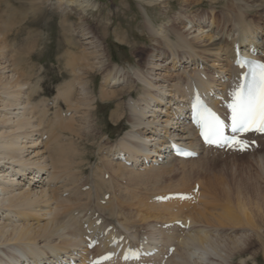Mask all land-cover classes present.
I'll return each mask as SVG.
<instances>
[{
    "label": "bare ground",
    "instance_id": "6f19581e",
    "mask_svg": "<svg viewBox=\"0 0 264 264\" xmlns=\"http://www.w3.org/2000/svg\"><path fill=\"white\" fill-rule=\"evenodd\" d=\"M146 1L152 3L157 0ZM191 1L182 0L181 13L161 22L157 29L152 18L146 14L142 26L151 35H156L158 44H164L168 50L147 54V70L137 67L132 72L119 73L116 70L112 73L110 69L105 72L98 96L101 100L116 97L123 89H132L138 81L141 92L137 98L129 96L121 109L112 111V120H119L126 109L131 129H127L115 142H106V147L105 143L104 146L101 143L99 163L90 168L89 175L84 177L82 166L87 160V148L83 142L89 135L87 128L92 121L87 119V115L95 112L94 90L89 86L93 85L89 76L92 77L91 69L102 66L104 51L97 49L75 55L69 50L64 53V64L72 74L57 87L56 95L49 104V99L45 97H32L37 92V86L24 78L23 70L16 66L15 54L12 56L0 43V264H54L55 256L63 257L74 250L81 252L82 218L86 216L87 208H92L89 204L97 193L100 196H96V207L101 213H106V216H101V227L112 223V216L122 212L125 203L132 205L133 200L149 213L145 214L144 210L140 214L137 212L139 221L149 220L151 215L155 219L165 218L164 214L170 215L169 220L182 217L183 229L172 227L161 230L160 237L154 235L153 224L147 223L150 243L159 244L161 249L169 244L175 245L167 264H234L231 261L237 256H240V262L235 264H247L246 258L258 263V250L264 253V239L259 233L260 229L264 233V215L260 214L263 212L264 194L259 193L258 187H250L252 190L247 187L251 190L249 193L248 189L236 184V194L232 195L230 187L223 184V194L217 198L216 186L221 184L214 186L215 181L212 180L209 186L205 185L207 193L201 191L195 194L194 202H181V207L177 200L166 204L147 203L138 194L135 195L136 192L126 197L123 193L126 186L118 183L119 178L126 175L131 177V184L132 181H141L144 187L151 182L145 180L148 177L157 184L160 173L161 176L165 172L174 176L181 173L185 181H189L187 175H197L198 166L206 160L203 155L190 159L163 157L161 165L146 167L142 172L134 168L140 155L164 156L166 138L202 154L205 149L197 141L196 133L184 118L180 121L175 117H186L181 110L187 85L194 80L201 89H222L225 84L221 78H230L237 72L232 65L234 42L242 49H246L249 43L258 47L264 43V2L224 5L219 17L218 13L214 14L216 7H212L210 16L206 17L205 13H184ZM36 2L30 0L31 4ZM160 2L164 6L169 4L168 0ZM205 17L208 20L211 17L209 22ZM188 23L189 26L185 27ZM210 25L214 26L204 33L203 28ZM81 32L83 38H89L84 43H91L90 31L82 29ZM169 58L173 66H178L179 73L166 77L154 72L155 67L160 68L161 63ZM119 85L127 86L121 88ZM61 103L65 105L64 109ZM217 103L214 101V104ZM259 140L263 143L264 136ZM112 150L117 153L124 150L132 162L131 167L114 161ZM177 163L192 165L179 168ZM105 174L107 179H104ZM187 184L181 185L186 187ZM84 185L88 186L83 190ZM64 192L66 195H63ZM105 193H109V197L102 204L100 199ZM137 203L135 206H138ZM173 204L177 205V211H174ZM191 204L194 206L189 208ZM183 208H189L185 214ZM76 209L78 211L74 213ZM133 215L124 216L125 224L119 221V225L114 226L119 233L136 236L131 232L126 234L128 225L135 220H131ZM93 222L89 223L90 226Z\"/></svg>",
    "mask_w": 264,
    "mask_h": 264
},
{
    "label": "rangeland",
    "instance_id": "374dc122",
    "mask_svg": "<svg viewBox=\"0 0 264 264\" xmlns=\"http://www.w3.org/2000/svg\"><path fill=\"white\" fill-rule=\"evenodd\" d=\"M36 1L37 2L35 4H31L30 0H0V43H3L4 48L8 52L10 51L12 56L14 54L16 55H14L16 66L18 65L17 68L23 70V73L25 74L24 78L30 80L31 83L37 86L35 88L37 89V92L35 91L36 93H33L35 96L32 95V97H34L35 99H39L40 97L53 98L56 95L57 87L67 80L65 78L72 74L67 70L64 64V55L67 54L69 50L72 52V54H74L75 52V55L81 54L83 53V51L92 50V52H94L93 50L97 49L104 51V55H102V66L105 67L103 68L99 65L98 67L94 68V70L91 69L90 72L92 74V77L89 76V78L92 79L93 84L89 86L93 87L94 90L92 96L95 97V112L94 114L91 113V116H88L90 114L87 115V119L92 120L88 125L90 127L87 128V132L90 136L87 135V138H85L86 140L84 139L83 142V144L85 143L87 148V160L82 166V176H88L91 171L90 168H93L95 165H97V163H99V155L101 154L100 147L104 146V143V147H106L109 142H115V140L119 136H121L127 129H131V124L127 120L128 117L126 109L123 108L125 113L123 112V116L121 117L122 119L120 118L119 120H112L110 114L117 108L121 109V106L124 105V102L128 99L129 96L132 95L131 97L137 98L139 93L141 92V90L138 88L139 86H141V83L140 81H138L137 86L133 85L132 89L130 88V90L132 91L123 89L121 90V93H119L116 97L101 100L98 96L105 72H107L109 69L112 73L116 70H119V73L124 71L132 72L137 67H139L142 71L147 70L146 66H149L147 64V54H150L151 52L158 54L160 51L168 50H166L167 46H164V44H158V37H156V35H151L145 29V27L142 26L143 22L146 19V14L148 13L150 19L152 18L151 20H153L154 26L157 29L161 22H165L167 19L172 18L174 15L177 16L181 13L180 9L183 6V2L182 0H168V6H164L160 2L161 0H157L156 2L152 3H147L146 0H71L72 2H70L69 0ZM196 1L197 0L191 1L184 13L192 15H196L197 13H205L206 17H209L212 11V7L214 9L216 7V13L214 14L218 13L219 17L221 16V11L224 10V5L227 6L231 3H233V5L242 4L243 2H264L263 0H217L218 2H214V0H200L199 2ZM145 10L147 12H145ZM249 17L250 16H247V18ZM210 19L211 17L209 18V20ZM256 19H258V17L255 18L254 21ZM186 26L188 27L189 23L186 24L185 27ZM213 26L214 25H210L211 28ZM210 27L203 28V32L207 33V28L210 29ZM82 29L90 31V34H92L91 43H84L86 41H89V38H83V36L81 35ZM11 50L14 52H12ZM168 60L170 63L168 62ZM157 63H159V61ZM173 67L176 68V66H173V63L169 58L161 63L160 68L155 67L154 72L160 73V76L166 77L170 75H176L179 72L177 71V73H175V71H173ZM187 68L189 69L190 67ZM105 69L107 70L105 71ZM126 86L123 87L119 85V87L121 88H126ZM63 107L65 108V105L61 103V108ZM51 110L52 109H50L49 113L51 112ZM106 142H108L107 145ZM202 155L205 156L203 152L202 154H200V156ZM263 161L264 145L252 153L227 154L221 155L217 158L206 157V160H203V162L198 166L199 169H197V175H195V173L189 176L187 175V177L191 178H188L189 181H185V179L182 178L181 173H179L178 175L176 174L177 176H174L171 175V173L165 172L163 173L164 177L163 175L161 176V173L157 176L158 180L162 179L160 180L161 182L157 180V184L154 183L153 178H145V180H147V183L151 181L146 185L147 188L146 186L144 187V185L141 184V181H132L131 184V177L129 175H126V177L123 176L125 177L124 179L123 177H121L122 179L119 178L118 183L120 185L123 184L122 187L126 186V189L124 188L123 190V193L126 194V197H128L127 195H132L134 194V192H136L135 195L138 194L139 197H142V201L147 203H154V201H147L146 198L158 195V192H173L177 190L189 191L188 187H193L194 183H198L199 192L202 191L207 193L208 191L206 192L205 185L209 186V184L212 183V180L215 181L214 186L217 185L216 183L221 184L216 186L215 193L217 198L220 197L221 194H223L224 187H221L223 184H227L230 187L232 195L236 194V187H238V185L239 187L244 189H248L250 187L252 188L253 186L258 187L259 193L261 192L264 194ZM188 165L191 166L192 164L189 163ZM188 165H185L183 163L176 164V166L179 168H183V166L185 167ZM178 176L180 179L178 178ZM199 178L201 179V181ZM178 180L180 182H178ZM202 181L204 182V185H202ZM172 182L175 184L178 183V186H175V184H173ZM179 183L188 184L185 187ZM236 184L238 185L235 186ZM164 185L167 188H165ZM134 187L136 188L134 189ZM203 187H205V189ZM250 189H248L249 193L252 190ZM199 192H197L196 194H199ZM115 196L118 197L117 192ZM195 199L197 200L198 197H196ZM94 201V199L91 200V205L89 204V206L92 207V205H94ZM115 201H118V199H115ZM134 201L135 200H133L132 202V205L134 206L127 205L129 204L127 202L124 204V206H122V212H118L117 214H114L115 216H112L113 226L116 227V224L114 223H117V225H119V221L125 224V221L123 219L125 218L124 216L130 217L135 213V215H133V217L135 216V218L132 217L131 220L135 219L136 221L134 220L135 222L133 221V223L130 224L131 226L128 225L129 230L128 232H126V234L130 235L131 232L132 234L135 233L136 235L135 231L140 230L139 232L141 233L145 230L143 234L148 235V232L150 230L148 229L149 227H147V223L151 222L154 228V235L156 237H160V233H162L161 230L166 229H162V224L158 226L157 223H164L167 221L166 219H168L169 221L170 215L164 214V216L166 217L160 219H155L153 218V215H151V218H149V220L147 219L144 222L139 221L138 213H143L144 206L141 207L137 202ZM169 201L170 200H168L166 203H168ZM184 202L185 201H183L182 203L184 204ZM135 203H137L139 207L135 206ZM155 203L162 204L165 202L160 203L155 201ZM96 204L97 203H95V205L92 207L93 209L89 207L87 208V210H98ZM183 204L180 203L181 207L183 206ZM175 206L177 205H174V207ZM192 206L194 205H189L188 207L190 208ZM139 208L140 211L138 210ZM188 209L185 208L183 210V214H185V212H187L186 210ZM210 209L211 208H208V210ZM178 210L182 212L180 208ZM174 211H177V209L174 208ZM261 211L263 212L260 214L264 215V204H262ZM102 214L104 215L106 213ZM145 214L149 215L148 212H146ZM178 219H181L183 221L182 217H179ZM119 228L123 230V228H121L120 226ZM181 229H183V227L180 228V230ZM218 231L220 233L221 229ZM262 231L263 229H260L259 233L262 234V238L264 239V233ZM123 232H125V230H123ZM130 237L134 238L136 236L130 235ZM77 239L76 241L79 240ZM81 246V248H79L82 251L84 249L82 244ZM257 246L255 247V249L257 248ZM244 255L246 256V254ZM256 258L258 262L257 264H264L263 251L258 250ZM246 259L247 264H255L254 259ZM231 262L234 264L240 262V256H237Z\"/></svg>",
    "mask_w": 264,
    "mask_h": 264
},
{
    "label": "snow or ice",
    "instance_id": "6c2138e0",
    "mask_svg": "<svg viewBox=\"0 0 264 264\" xmlns=\"http://www.w3.org/2000/svg\"><path fill=\"white\" fill-rule=\"evenodd\" d=\"M234 95L233 131L264 132V63L254 62L251 82L246 87L237 89ZM202 127L207 129V132L202 133L206 137L221 134L218 121L204 118ZM226 142L246 144L245 141H238L235 136L226 139Z\"/></svg>",
    "mask_w": 264,
    "mask_h": 264
}]
</instances>
